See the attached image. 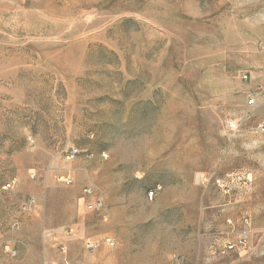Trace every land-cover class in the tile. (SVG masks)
<instances>
[{
	"label": "rangeland",
	"instance_id": "1",
	"mask_svg": "<svg viewBox=\"0 0 264 264\" xmlns=\"http://www.w3.org/2000/svg\"><path fill=\"white\" fill-rule=\"evenodd\" d=\"M260 90L264 0H0V264H264Z\"/></svg>",
	"mask_w": 264,
	"mask_h": 264
},
{
	"label": "built area",
	"instance_id": "2",
	"mask_svg": "<svg viewBox=\"0 0 264 264\" xmlns=\"http://www.w3.org/2000/svg\"><path fill=\"white\" fill-rule=\"evenodd\" d=\"M243 79L245 81H248L249 75L246 73L243 76ZM259 94L264 98V91L260 90ZM256 98H257V93H255L254 91H252V92H250L248 94V101H249V103L251 105L255 104ZM231 127L233 129H237L238 128V126L236 124H234V123H231ZM262 129L264 130V126H262ZM75 157H76L75 152H70V153L67 154V160L72 161L73 159H75ZM65 180H66V182H69V183L71 182V178L70 177L66 178ZM94 194L95 193H94V190H93L92 187L86 188V190L84 192L85 197H88V198H91V196H93ZM147 195H148L149 199L152 200L154 198V196H155V191L154 190L149 191L147 193ZM89 202L92 203L93 209H95V210H100L101 211V210L104 209V203H103V201L100 198H98V199L94 198V200L92 202H91V200ZM101 244L106 245V246H108L110 248H113V247L116 246V239L114 237H112V236L107 235V236L103 237L101 241L100 240H96V241L95 240H89V241H87L86 242V247L89 250H94L95 248L99 247ZM9 251H10V253L13 256L16 255V253H17L15 250L9 249ZM61 251L64 254L68 253V249L64 245L61 246ZM64 264H72V263H71V261L68 258H65L64 259Z\"/></svg>",
	"mask_w": 264,
	"mask_h": 264
},
{
	"label": "crops",
	"instance_id": "3",
	"mask_svg": "<svg viewBox=\"0 0 264 264\" xmlns=\"http://www.w3.org/2000/svg\"><path fill=\"white\" fill-rule=\"evenodd\" d=\"M83 200H85V202H86L85 207L87 208V206H88L89 201H88L87 197H85V195L83 197H80L79 201H78V204L80 205V212H81V204H82ZM65 217H68V216L66 215ZM71 222L72 221H70L69 219H65V220H63V223L58 224L55 227L49 226L48 229H45V227H43L44 228V231H43L44 233L42 235V241L44 242L43 247L47 241H49L51 243L56 242V241H62V242L65 241L68 244H72L73 242H77L79 237L83 235L82 234L83 228H84V227H82L83 222L80 219V217L78 218V221L75 223V225L71 224ZM26 239L27 240L30 239L29 235H27ZM40 243H41V240H40ZM40 260L43 262V264H49L50 263L49 259L46 256L42 257ZM29 264H31V263H29ZM50 264H56V263L52 262Z\"/></svg>",
	"mask_w": 264,
	"mask_h": 264
}]
</instances>
